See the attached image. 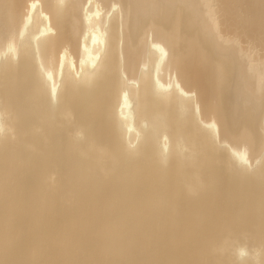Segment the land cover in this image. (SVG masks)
Returning <instances> with one entry per match:
<instances>
[{
    "label": "bare ground",
    "instance_id": "6f19581e",
    "mask_svg": "<svg viewBox=\"0 0 264 264\" xmlns=\"http://www.w3.org/2000/svg\"><path fill=\"white\" fill-rule=\"evenodd\" d=\"M0 264H264V0H0Z\"/></svg>",
    "mask_w": 264,
    "mask_h": 264
}]
</instances>
